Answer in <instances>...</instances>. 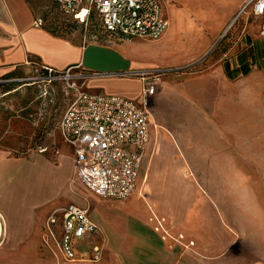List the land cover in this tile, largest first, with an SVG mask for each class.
Returning <instances> with one entry per match:
<instances>
[{"label":"crops","instance_id":"1","mask_svg":"<svg viewBox=\"0 0 264 264\" xmlns=\"http://www.w3.org/2000/svg\"><path fill=\"white\" fill-rule=\"evenodd\" d=\"M225 5L227 8L228 3ZM167 8L165 0L170 26L160 43L168 41L173 32L174 13L169 16ZM38 14L34 0H0V80L10 72L29 67L45 70L48 66L58 72L73 67V71L87 69L96 73L99 70L95 68L100 66L113 71L150 68L124 57L112 45L85 41L86 34L52 30L45 20L42 26H36L34 20L41 17ZM240 42L241 49L221 68L229 83L228 96L220 100L222 106H227V113H203L204 123L208 122L203 144L213 149V161L221 158L217 147L228 137L230 163L236 162L239 145H244L246 160L263 163L264 64L257 59L252 34L242 35ZM122 43L136 45L139 41ZM95 72L91 73L90 91L142 99L139 78ZM216 121L226 124L220 126ZM68 145L74 156L73 147ZM181 152L168 134L153 135L151 119L150 145L132 195L124 200L103 198L82 184L86 191L73 195L69 203L89 209L99 226L95 240L103 248L102 258L68 261L57 249L43 243L44 222L60 203L55 204L60 197L61 161L43 156L33 160L0 150V211L7 223L0 264H264L263 245L258 247L251 238L238 236L216 199L201 190L198 180L182 174L185 166ZM219 152L226 154L224 150ZM154 215L165 219L169 236L158 227ZM190 241L194 245H188ZM90 254L87 246L79 247L80 256Z\"/></svg>","mask_w":264,"mask_h":264},{"label":"rangeland","instance_id":"2","mask_svg":"<svg viewBox=\"0 0 264 264\" xmlns=\"http://www.w3.org/2000/svg\"><path fill=\"white\" fill-rule=\"evenodd\" d=\"M224 1L166 0L169 16L174 13L172 36L164 43H160L161 39H135L139 41L136 45L113 40L98 28L86 32L82 25L59 13L53 0L34 3L38 15L52 30L86 34L87 41H95V33L101 45H112L136 63L171 69L170 75L163 76L149 107L153 135L161 136L164 132L174 138L182 149V174L198 180L201 190L216 199L238 236L251 238L254 245L262 244L264 248V162L246 160L244 145H239L236 162L230 163L228 137L217 147L221 158L213 161V149L203 144V130L208 124L203 121V113H227V106H222L220 100L228 96L229 83L221 68L227 58L241 49L242 35L254 36L257 59L260 65L264 64V38L259 37L258 24L252 15L240 14L244 0ZM95 69L99 73L113 71L103 66ZM19 71L22 77L12 79L25 80L14 81L11 94L0 96V150L33 160L41 156L60 160V197L55 204L60 201L58 206H63L72 202L73 195H82L86 188L75 178L74 156L61 136L59 123L75 98L72 85L90 91L91 73L95 71L77 69L73 78L52 82L44 78L43 69L29 67ZM84 74L86 78L81 76ZM43 148L46 150L42 151ZM223 150L226 154L219 152Z\"/></svg>","mask_w":264,"mask_h":264},{"label":"built area","instance_id":"3","mask_svg":"<svg viewBox=\"0 0 264 264\" xmlns=\"http://www.w3.org/2000/svg\"><path fill=\"white\" fill-rule=\"evenodd\" d=\"M57 9L69 20L81 24L86 32L98 28L116 41L159 40L167 32L170 20L165 0H54ZM252 15L264 38V0H244L240 14ZM44 19L37 17L36 26ZM96 40L97 35L94 33ZM84 40L87 41L85 35ZM45 79H71L73 67L63 72L46 66ZM171 69H128L103 73L105 76L137 77L142 82V99L119 94L92 92L74 83L75 98L59 123L63 140L73 147L75 177L87 189L103 198L124 200L135 192L145 153L151 140L152 97L164 75ZM100 74L95 72V75ZM102 74V73H101ZM86 78L85 74L81 75ZM45 151L46 148L41 149ZM166 235L164 218L154 215ZM6 218L0 211V247L6 238ZM43 243L54 247L68 261L83 258L99 261L102 246L96 242L98 224L88 208L76 203L57 206L44 222ZM183 239V235H179ZM91 254L80 256L79 247ZM188 245H194L190 241Z\"/></svg>","mask_w":264,"mask_h":264},{"label":"trees","instance_id":"4","mask_svg":"<svg viewBox=\"0 0 264 264\" xmlns=\"http://www.w3.org/2000/svg\"><path fill=\"white\" fill-rule=\"evenodd\" d=\"M17 76L22 77V73L17 72V71H13V72L6 74L4 77L1 78V80H0V96H3V95L5 96L8 94H11V91H13L15 89V86H13L15 82L9 81V80L14 78V77H17Z\"/></svg>","mask_w":264,"mask_h":264},{"label":"water","instance_id":"5","mask_svg":"<svg viewBox=\"0 0 264 264\" xmlns=\"http://www.w3.org/2000/svg\"><path fill=\"white\" fill-rule=\"evenodd\" d=\"M20 80H25V79H10L9 81H20Z\"/></svg>","mask_w":264,"mask_h":264}]
</instances>
